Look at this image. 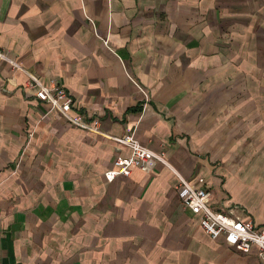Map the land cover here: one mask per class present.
<instances>
[{
    "label": "crops",
    "instance_id": "1",
    "mask_svg": "<svg viewBox=\"0 0 264 264\" xmlns=\"http://www.w3.org/2000/svg\"><path fill=\"white\" fill-rule=\"evenodd\" d=\"M0 47V264H260L202 231L177 176L264 223V0H0ZM129 132L166 164L106 182Z\"/></svg>",
    "mask_w": 264,
    "mask_h": 264
},
{
    "label": "built area",
    "instance_id": "2",
    "mask_svg": "<svg viewBox=\"0 0 264 264\" xmlns=\"http://www.w3.org/2000/svg\"><path fill=\"white\" fill-rule=\"evenodd\" d=\"M6 58L0 47V59ZM10 64L12 68L17 67L12 61ZM24 84L27 93L46 103L51 110L55 109L60 112L70 124L103 134L97 124L93 126L86 124L82 122L80 115L73 113L75 104L72 95L55 79L44 84L37 77L29 74ZM110 139L127 149L128 152L126 155L117 153L112 167L104 173L106 182H111L119 175L129 176L134 168L150 172L155 163L166 164L163 153L152 152L144 147L135 138L134 132L123 136L111 135ZM177 179L179 185L185 190L182 206L198 218L199 227L209 238L215 240L222 237L228 246L230 245L234 251L242 254L248 253L253 247L259 263L264 264V223L257 224L249 217L236 214L234 206L230 207L227 212L211 209L208 204L209 191L202 177L196 178L195 182L183 180L179 176Z\"/></svg>",
    "mask_w": 264,
    "mask_h": 264
}]
</instances>
